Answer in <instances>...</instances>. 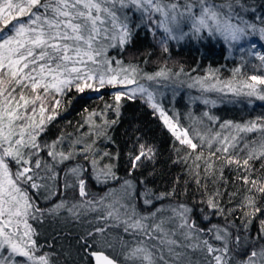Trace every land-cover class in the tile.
Instances as JSON below:
<instances>
[{
    "label": "snow or ice",
    "instance_id": "obj_1",
    "mask_svg": "<svg viewBox=\"0 0 264 264\" xmlns=\"http://www.w3.org/2000/svg\"><path fill=\"white\" fill-rule=\"evenodd\" d=\"M140 30L159 36L164 52L169 51V42L215 41L222 42L230 53L237 49L255 57L264 66V52L258 51L253 41L256 38L264 42V0H0V264H54L53 253L42 251L37 240L39 233L31 221L43 223L46 216L59 217L62 211L72 222L90 212L97 213L98 225L78 241L94 264H193L192 256L196 253L200 256L195 264H233L242 245L243 258L236 264H264V220L260 235L254 239L247 234L251 221L242 226L228 222L204 228L191 218L193 210L183 203L172 207L167 218L160 215L159 209L148 215L137 211L133 203L137 197L145 205H152L153 198L176 196L175 184L171 192L156 194L147 187V180L135 177L146 161H155L157 156L156 148L141 143L139 137L138 146L128 154V178L117 175L115 164H101L104 157L119 159V154L101 155L95 150V140L85 143L77 138L67 149L61 147L65 144L64 136L51 143H40L61 105L57 97H63L72 88L79 93L86 89L99 93L111 87L113 103L90 113L86 120L92 134L111 140L107 133L120 121L122 102L139 99L181 146L176 149L177 159L173 163L187 167L198 190L202 180H214L216 170L211 157L221 153L227 165L235 164L238 172L246 173L239 176L246 189L239 207L252 209L253 216L264 214L255 198L259 193L264 199V179L253 175L251 163L264 161V142L258 148L246 144L249 151L241 161L230 152L238 146V136L220 138L217 133L208 137L195 127L182 125L179 114L166 109L157 97L162 95L161 82L178 78L183 69L173 74L161 67L147 73L120 60H115L113 66L114 58H108L107 49L118 47L123 51ZM208 71L210 76L198 78L188 87L199 84L203 92L264 101V76L251 75L235 85L232 81L208 83L210 78L215 79L213 70ZM240 72L241 68L234 69V76ZM203 103L215 105L216 101L203 99ZM108 113H115L116 118L109 120ZM204 115L209 120L216 119L207 112ZM94 117L101 122L97 123ZM226 127H234L238 133L264 132V118L258 117L244 126L226 121L221 128ZM214 140L220 146L209 158L195 154L198 147L205 143L211 147ZM184 147L191 151L180 156ZM44 152L48 159L43 157ZM78 156H83L90 168L83 164L67 168L63 187L78 192L79 200L71 204L60 200L50 208H41L37 203L40 195L47 200L59 192V188L52 190L60 179L58 166ZM89 171L90 179L97 184L114 181L119 189H110L99 198L90 196L86 179ZM138 185L143 186V194L137 191ZM203 187L204 220L214 215L227 221L235 210L222 206L219 197L223 193L218 189L208 191L207 185ZM113 227L122 228L133 243L121 238L117 255L93 251L94 245L115 247L105 238Z\"/></svg>",
    "mask_w": 264,
    "mask_h": 264
},
{
    "label": "trees",
    "instance_id": "obj_2",
    "mask_svg": "<svg viewBox=\"0 0 264 264\" xmlns=\"http://www.w3.org/2000/svg\"><path fill=\"white\" fill-rule=\"evenodd\" d=\"M258 2V0H257ZM160 37H153V35L146 30H140L134 36L130 45L121 51L120 48H111L109 55L114 56L123 62L137 65L140 69L147 72H155L161 67H166L171 71H181L185 76L192 79L204 78L210 76L209 69L213 70L215 78L221 81L225 80H245L251 75L264 76V66H261L260 61L255 57H250L246 53H240L237 49H233L230 53L222 42L215 41H188L181 43L169 42L168 52H164L159 43ZM257 43V50L264 52V42L253 38ZM241 68V72L234 76V69ZM114 91L111 87L101 89L99 93L86 89L84 93H79L75 88L67 91L61 99V105L57 109L56 118L47 126L45 133L40 138V143H51L58 137L64 136L65 139L77 138L85 132L86 120L90 113L104 109L105 104L113 103L111 93ZM215 105L210 106L209 115L215 117L216 124H224L226 121H231L233 125L244 126L257 118H264V101H260L255 97L249 98L245 96L236 97L232 94L221 93ZM182 94L177 95L176 101L180 102ZM251 100V103H249ZM54 102V101H53ZM121 109V117L118 124L113 125L108 130V137L111 140L103 144L106 152L115 157L119 154V159H112L113 164L116 165V172L119 177L128 178V154L130 150L136 145L137 137L140 138L141 143H148L154 146L157 150L155 161H146L145 166L135 172L137 179L147 180V187L154 193L160 194L164 192H171L174 184L176 185V196L156 199L153 198L152 205H145L142 198L134 199L137 211L141 215H148L151 212L160 210V215L167 218L171 215L170 209L179 203L186 204L193 211L190 216L196 223L204 228L211 224H226L234 222L236 225H243L247 221V234L252 238L260 235L261 221L264 220V214L256 213L253 216L252 209H241V204L245 195V185L239 179V176L246 173L238 172L236 165H227L224 155L218 153L216 157H211L215 164V178L202 180V186L197 189V185L188 173L187 167L183 163H173L177 159L176 149L181 146L174 141L171 134L163 126V124L156 119L151 109H149L141 100L135 101L124 100ZM188 106V105H187ZM189 109V108H188ZM185 109L179 108L178 112L180 118ZM108 113L109 119H115V114ZM229 130L233 135L238 136V146L235 149H230L231 155L238 157L241 161L247 156L249 149L244 146L246 144L259 147L261 142H264V132L259 130L253 132L238 133L234 127L223 128ZM66 141V140H65ZM198 145L199 143L195 141ZM175 144V148L173 145ZM217 146L198 147L195 154H203L205 158L210 157L211 152H215ZM191 149L184 147L179 155L184 156ZM45 159L46 152L42 153ZM191 163V161H189ZM201 176H203V162L201 161ZM252 167L254 169L253 175L264 179V161L253 160ZM86 164L83 157L78 156L72 161H67L59 165L57 172L60 179L52 185V190L59 192L52 196L51 199H45L44 195L37 198V203L41 208H50L60 200H66L69 204L79 200L78 192L63 187L64 174L67 168ZM13 170L15 166L12 165ZM91 172L89 171L87 179V190L90 196L99 198L109 192L110 189L119 188V184L110 181L107 185L97 184L90 179ZM122 182V181H121ZM203 185H207L208 191H216L217 189L223 193L219 199L222 206L227 209H234V214L230 215L227 221L223 217L214 215L209 216V220H204V211L206 205L201 203L204 198L202 194L205 192ZM137 191L143 194L144 188L141 185L137 186ZM235 194V195H233ZM46 195V194H45ZM256 204L264 209V199L256 193ZM248 213V216H245ZM97 213L90 212L81 217L79 221H69L66 212H61L59 217L46 216L43 223L38 221H31L39 233L37 236L38 243L42 246L43 252L53 253L52 259L54 264H94L91 257H86L83 248L78 243L80 237L85 236L88 231H91L98 225L99 221L96 219ZM243 232V228L241 227ZM235 233V229H233ZM105 238L109 243L115 245L114 248H107L101 244L94 245L92 250H103L108 255H117L120 251L121 238L128 243H133L132 237L126 236L122 228H111L106 234ZM91 243V240L89 241ZM264 242V241H261ZM258 246V244H257ZM244 245L241 246L239 255H234V262L243 258ZM200 254H193L192 260L195 264L199 259Z\"/></svg>",
    "mask_w": 264,
    "mask_h": 264
},
{
    "label": "rangeland",
    "instance_id": "obj_3",
    "mask_svg": "<svg viewBox=\"0 0 264 264\" xmlns=\"http://www.w3.org/2000/svg\"><path fill=\"white\" fill-rule=\"evenodd\" d=\"M111 48L107 49L106 55L108 56L109 59H113V66H115L114 61L115 60H120L114 56L109 55V50ZM122 61V60H120ZM123 62V61H122ZM125 65L131 64L127 62H123ZM143 72H147L144 71ZM173 74L179 73L181 71H171ZM147 73H154V72H147ZM196 79H192L190 77H187L182 73L178 78L174 76L172 80L169 81H162L161 82V87L159 88V92L162 93V95H158L157 99L163 104V106L168 109L170 112H175L179 114L178 110L179 108H184L185 111L182 114V118H180V122L182 125L185 127H195L202 133L206 134L208 137H215L217 133L220 134V138H223L225 136H228L230 138V131L225 130L221 128L220 124H216L215 121L209 120L208 116H205L204 114L207 112L209 114V109L210 106L213 104H204L203 99H209V100H215L216 102L218 101L217 99L220 98V92L216 91H210V92H203L201 90V86L199 84H196L194 87L189 88L188 84L194 83ZM220 82H228L232 81L233 84L235 85L236 82L234 79L232 80H225L221 81L218 78L209 79L208 83H216V81ZM164 85H167L166 87ZM207 86V85H205ZM182 94V99L180 102L176 101L177 95ZM188 105V106H187ZM189 108V109H188ZM99 112V111H95ZM115 113L111 114L114 115ZM180 116V115H179ZM108 119L110 117H107ZM96 119L97 123H100V119L98 117H94ZM110 120V119H109ZM87 128L85 129V132L81 134L80 136H77V138H81L85 143H92L93 140L96 141L95 143V150L99 152L101 155L106 152L105 149L103 148V144L107 143L109 139L105 137H100L97 138L94 134H92L91 129L89 125L86 126ZM108 135V134H107ZM77 138H70V139H65V144L62 145L61 147L64 149H67L71 141H74ZM198 143L199 140H196ZM214 145L217 146L218 143L216 141H213ZM212 143V145H213ZM219 145V144H218ZM83 146V145H81ZM204 146L209 145L207 143L204 144ZM83 157V156H81ZM97 159H100V157H97ZM101 164H108L112 163V159L108 157H104L101 161ZM117 188L116 190H118ZM67 214V213H66Z\"/></svg>",
    "mask_w": 264,
    "mask_h": 264
},
{
    "label": "water",
    "instance_id": "obj_4",
    "mask_svg": "<svg viewBox=\"0 0 264 264\" xmlns=\"http://www.w3.org/2000/svg\"><path fill=\"white\" fill-rule=\"evenodd\" d=\"M93 251H96V250H93ZM107 254V253H106ZM92 259V258H91ZM93 263H94V260L92 259Z\"/></svg>",
    "mask_w": 264,
    "mask_h": 264
}]
</instances>
